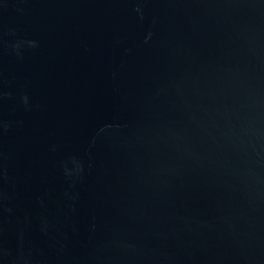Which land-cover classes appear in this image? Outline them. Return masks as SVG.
Instances as JSON below:
<instances>
[{
    "label": "water",
    "instance_id": "1",
    "mask_svg": "<svg viewBox=\"0 0 264 264\" xmlns=\"http://www.w3.org/2000/svg\"><path fill=\"white\" fill-rule=\"evenodd\" d=\"M0 264H264V0H0Z\"/></svg>",
    "mask_w": 264,
    "mask_h": 264
}]
</instances>
